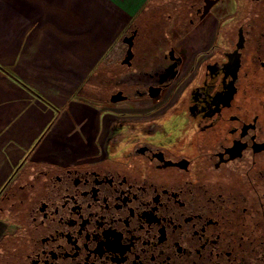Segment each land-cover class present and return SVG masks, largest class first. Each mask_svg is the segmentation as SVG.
<instances>
[{
	"label": "flooded vegetation",
	"instance_id": "flooded-vegetation-1",
	"mask_svg": "<svg viewBox=\"0 0 264 264\" xmlns=\"http://www.w3.org/2000/svg\"><path fill=\"white\" fill-rule=\"evenodd\" d=\"M163 5L79 89L102 125L0 189L5 264H264V0Z\"/></svg>",
	"mask_w": 264,
	"mask_h": 264
},
{
	"label": "crops",
	"instance_id": "crops-1",
	"mask_svg": "<svg viewBox=\"0 0 264 264\" xmlns=\"http://www.w3.org/2000/svg\"><path fill=\"white\" fill-rule=\"evenodd\" d=\"M147 2L0 0V182L31 153L70 159L86 115L102 125L79 89L97 86L104 56ZM13 228L0 220V239Z\"/></svg>",
	"mask_w": 264,
	"mask_h": 264
},
{
	"label": "rangeland",
	"instance_id": "rangeland-1",
	"mask_svg": "<svg viewBox=\"0 0 264 264\" xmlns=\"http://www.w3.org/2000/svg\"><path fill=\"white\" fill-rule=\"evenodd\" d=\"M156 1V2H155ZM154 2V4H156V3H158V5H165V4H167V3H170L171 1H174V2H176L177 4H182V0H155ZM228 1H230V2H232V0H228ZM239 2L241 1V3L243 2V1H246V0H238ZM248 3L247 2H245V6L247 5ZM163 5V6H164ZM92 83L94 84V80L92 81ZM29 153V152H28ZM19 166V165H18ZM17 166V167H18ZM16 167V168H17ZM15 169H13V171H14ZM13 173V172H12ZM11 176V175H10ZM9 176V177H10ZM7 180H8V178L7 179H5L4 181H1L0 182V189L6 184V182H7ZM0 215H2V214H0ZM0 218L2 219V220H4L5 221V223L8 221V218L6 217V216H0ZM1 243H0V252H1V254H5V256L4 257H2V256H0V261H1V263L3 262L4 263V260L6 261V255H7V253H10L9 252V248H11V246H12V242H14L13 240H12V238H8V237H5V238H3V240L2 241H0ZM14 256V255H13ZM13 262H16L15 261V259H13ZM2 263V264H3ZM5 264V263H4Z\"/></svg>",
	"mask_w": 264,
	"mask_h": 264
},
{
	"label": "trees",
	"instance_id": "trees-1",
	"mask_svg": "<svg viewBox=\"0 0 264 264\" xmlns=\"http://www.w3.org/2000/svg\"><path fill=\"white\" fill-rule=\"evenodd\" d=\"M154 1L155 0H148V2L143 6V8L137 14L135 20H138L139 18L148 20L150 16H152V9H153L154 3L156 2Z\"/></svg>",
	"mask_w": 264,
	"mask_h": 264
}]
</instances>
